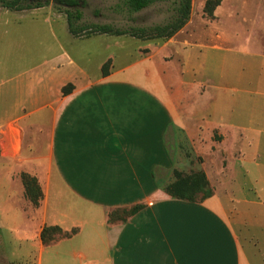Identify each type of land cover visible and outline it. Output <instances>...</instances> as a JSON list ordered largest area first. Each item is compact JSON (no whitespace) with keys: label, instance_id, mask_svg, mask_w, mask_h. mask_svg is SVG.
<instances>
[{"label":"crops","instance_id":"obj_1","mask_svg":"<svg viewBox=\"0 0 264 264\" xmlns=\"http://www.w3.org/2000/svg\"><path fill=\"white\" fill-rule=\"evenodd\" d=\"M186 23L168 38H136L143 43L128 61L105 55L94 77L79 68L76 77L51 79L27 108L7 115L21 130L0 142L7 200L20 204L10 228L34 250V264H264V124L253 128L247 108L230 104L234 98L223 104L220 91H246L216 82L208 91L204 52L178 39ZM51 60L44 63L59 66ZM66 83L71 88L62 93ZM176 131L201 157L198 169L211 187L205 198L163 190ZM22 173L41 191L30 208L12 179ZM43 226L69 235L43 243Z\"/></svg>","mask_w":264,"mask_h":264},{"label":"rangeland","instance_id":"obj_2","mask_svg":"<svg viewBox=\"0 0 264 264\" xmlns=\"http://www.w3.org/2000/svg\"><path fill=\"white\" fill-rule=\"evenodd\" d=\"M204 1L191 0V15L178 39L194 43L198 51L204 52L205 64L200 71L203 78L198 75L197 79H205L206 83L210 84L208 91L212 92L214 82L220 83L223 88L234 87L242 92L246 91V94L220 91V94H226L227 101L223 104L228 105L229 98H234L230 104L237 108H247V116L250 112L251 118L247 117V120H251L253 128L263 127L264 0H217L218 3L209 12L202 10ZM84 2L81 22L108 23L119 28L164 23L173 15L168 2H156L130 14L115 7L117 0ZM91 35L72 37L66 30L63 13L54 9L50 0L42 7L21 11L0 7V142L7 143L10 133L21 135V130L12 127L7 115L15 109L27 108L51 79L65 78L72 74L76 77L79 68L94 77L98 73L99 62L105 55L116 54L118 59L128 61L137 46L143 43L128 34ZM120 42L123 43L121 47ZM63 51L71 56L74 65L67 63L64 55L62 56ZM53 58L59 66L44 63L52 62ZM199 60L201 61V58L192 59L190 64L194 65ZM211 64L216 66L215 74L212 73ZM192 65L189 67L192 68ZM108 66L109 62L106 68ZM188 70L196 74L194 70ZM248 70L251 73L250 79L235 82V75ZM218 75H221L220 78H217ZM175 134V138L171 139L175 161L171 171L166 173L169 182L173 180L172 170L189 174L198 170L201 160L195 146L184 144L180 134L177 131ZM213 139L218 137L214 134ZM175 143H179L177 147L174 146ZM201 147L208 152L212 149L210 145ZM182 159L184 161H181ZM0 167L1 170L7 167V162L5 166ZM2 172L4 175L0 176V264H34V250H28L26 241L13 236L14 232L10 228L14 221L15 224L19 221V213L15 209L19 203L7 200V170ZM12 179L21 183L20 176ZM9 184L15 185L14 182ZM25 200L29 208L33 206L26 197ZM58 235L53 233L52 239ZM11 254L13 256H10Z\"/></svg>","mask_w":264,"mask_h":264},{"label":"trees","instance_id":"obj_3","mask_svg":"<svg viewBox=\"0 0 264 264\" xmlns=\"http://www.w3.org/2000/svg\"><path fill=\"white\" fill-rule=\"evenodd\" d=\"M49 0H0V7L8 10L19 11L33 9L47 5ZM52 6L58 12L63 13L67 31L74 37L88 36L91 34H108L123 35L140 38H168L178 31L188 20L190 13L191 0H117L116 8H121L127 14L137 12L156 2H168L169 9L173 15L164 23L153 24L150 26H133L128 28H119L108 23L81 22V9L85 6L84 0H50ZM218 3L217 0H205L202 6L204 12ZM168 7V6H167ZM107 63L105 61L101 67V73L106 74ZM71 88L70 83L61 87V92L65 93ZM173 180L164 185L163 190L173 198L195 201L205 198L211 194V188L208 184L204 172L200 169L189 174H181L177 170H172ZM23 194L29 202L36 206L41 198L40 188L34 177L22 173L20 175ZM136 209V206L128 210L130 213ZM72 232V230H71ZM58 233L60 236H68V232H62L57 226H43L40 230L39 237L43 243L52 239V234Z\"/></svg>","mask_w":264,"mask_h":264}]
</instances>
